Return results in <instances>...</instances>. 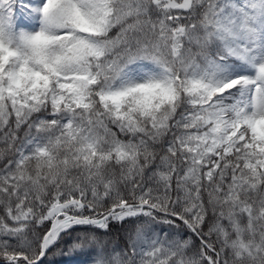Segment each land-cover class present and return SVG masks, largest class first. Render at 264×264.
<instances>
[{"label":"snow or ice","instance_id":"snow-or-ice-1","mask_svg":"<svg viewBox=\"0 0 264 264\" xmlns=\"http://www.w3.org/2000/svg\"><path fill=\"white\" fill-rule=\"evenodd\" d=\"M264 264V0H0V264Z\"/></svg>","mask_w":264,"mask_h":264},{"label":"trees","instance_id":"trees-1","mask_svg":"<svg viewBox=\"0 0 264 264\" xmlns=\"http://www.w3.org/2000/svg\"><path fill=\"white\" fill-rule=\"evenodd\" d=\"M88 258L84 255L72 253L60 255L58 249H53L44 259V264H87Z\"/></svg>","mask_w":264,"mask_h":264}]
</instances>
